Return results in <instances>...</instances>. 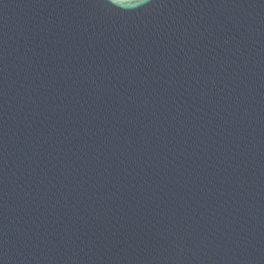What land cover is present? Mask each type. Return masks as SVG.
Instances as JSON below:
<instances>
[{"label": "water", "instance_id": "95a60500", "mask_svg": "<svg viewBox=\"0 0 264 264\" xmlns=\"http://www.w3.org/2000/svg\"><path fill=\"white\" fill-rule=\"evenodd\" d=\"M0 0V264H264V0Z\"/></svg>", "mask_w": 264, "mask_h": 264}, {"label": "clouds", "instance_id": "9594fccd", "mask_svg": "<svg viewBox=\"0 0 264 264\" xmlns=\"http://www.w3.org/2000/svg\"><path fill=\"white\" fill-rule=\"evenodd\" d=\"M111 2H112L113 4H115V5H120V4L118 3V0H111Z\"/></svg>", "mask_w": 264, "mask_h": 264}]
</instances>
